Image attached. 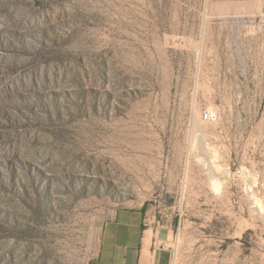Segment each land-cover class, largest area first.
<instances>
[{"label":"rangeland","instance_id":"obj_1","mask_svg":"<svg viewBox=\"0 0 264 264\" xmlns=\"http://www.w3.org/2000/svg\"><path fill=\"white\" fill-rule=\"evenodd\" d=\"M127 209L162 264H264V0H0V264Z\"/></svg>","mask_w":264,"mask_h":264},{"label":"crops","instance_id":"obj_2","mask_svg":"<svg viewBox=\"0 0 264 264\" xmlns=\"http://www.w3.org/2000/svg\"><path fill=\"white\" fill-rule=\"evenodd\" d=\"M169 236L170 231L154 226L143 209L116 211L86 264H162Z\"/></svg>","mask_w":264,"mask_h":264},{"label":"built area","instance_id":"obj_3","mask_svg":"<svg viewBox=\"0 0 264 264\" xmlns=\"http://www.w3.org/2000/svg\"><path fill=\"white\" fill-rule=\"evenodd\" d=\"M210 115L208 113H204L203 117H202V120L203 121H209L210 120Z\"/></svg>","mask_w":264,"mask_h":264}]
</instances>
